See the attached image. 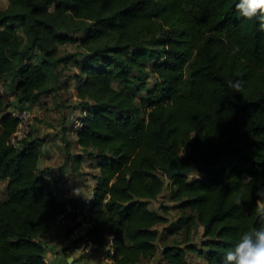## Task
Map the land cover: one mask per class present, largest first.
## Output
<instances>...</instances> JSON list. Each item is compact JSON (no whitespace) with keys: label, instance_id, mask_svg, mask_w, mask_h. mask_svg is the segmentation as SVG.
<instances>
[{"label":"trees","instance_id":"16d2710c","mask_svg":"<svg viewBox=\"0 0 264 264\" xmlns=\"http://www.w3.org/2000/svg\"><path fill=\"white\" fill-rule=\"evenodd\" d=\"M8 2L0 10V79L13 89L0 87V182L7 181L0 264H47L45 239L66 212L39 168L40 140L30 134L16 147L11 138L19 123L14 112L59 89L63 67L72 64L85 116L82 152L68 158L76 167L91 158L100 170L83 215L89 245L111 238L113 264H140L158 252L162 264H193L188 253L223 264L240 233L264 223L255 212L264 188L258 23L239 17L237 0ZM76 43L82 51L61 52ZM237 81L241 92L229 86ZM146 91L139 105L136 93ZM169 167L195 171L169 181ZM166 191L182 211L173 230L159 229L169 223L166 209H150ZM199 226L201 246L191 242ZM178 233L183 240L159 248Z\"/></svg>","mask_w":264,"mask_h":264},{"label":"crops","instance_id":"0c3cea01","mask_svg":"<svg viewBox=\"0 0 264 264\" xmlns=\"http://www.w3.org/2000/svg\"><path fill=\"white\" fill-rule=\"evenodd\" d=\"M7 7L8 0H0V10L6 9ZM68 82L69 84L73 82L75 85L76 79L72 78ZM2 86L4 85L0 79V87ZM2 88L6 93H10L11 91H13L12 87L9 85ZM75 92L76 91L73 90V93ZM48 96L51 95L46 94L38 102L27 103L24 106L37 115L38 110H41V112L44 111L45 103L48 100L44 97ZM76 98L78 100L77 94L75 99ZM11 99H13V97H11ZM14 110H16V107L11 108L9 112L13 113ZM83 115L84 111L81 106L79 108H76L75 110L72 109L70 116L65 117V121L63 122V132L65 134L61 135L62 137L64 136L65 139H68V136H71V138L69 139H71L75 143L78 149H80V152L82 150L78 143V132L80 129H74V124L78 120V118L82 117ZM1 116L2 114H0V117ZM67 128L69 129V131L67 130ZM54 133L57 134V132ZM54 137L55 135H51V138ZM66 143L67 144L65 149L70 150L69 147L71 146V143L68 141ZM42 152L43 156L39 168L44 173V177L52 186L58 203L66 206V212L61 215L64 219V222L60 225L56 224L55 222L51 224L49 234L45 239V260L47 264H68V258L74 252H76L75 256L77 257V259L74 261V264H113V262H111L109 259L110 252H112L114 249L111 238H109L105 245L92 248L91 245H89V243L87 242L88 227L83 221V215L86 214L91 200L94 196L96 182L94 178L91 177L89 178L90 181H86L87 176L82 174L83 170L81 169V167L86 158L81 163L80 168H70L66 165L64 167L57 168V166L54 165V159L52 162H49L48 160L49 157H53L54 154H47L43 145ZM72 153L73 152L71 151L66 154L65 162L67 163V165L71 164L72 166H74L73 160H70V158H68V156H72ZM75 155L77 154L75 153ZM75 155H73V157ZM99 173L100 170L98 168H95L93 175L91 176L94 177ZM0 183L5 184L7 187V181H1Z\"/></svg>","mask_w":264,"mask_h":264},{"label":"rangeland","instance_id":"374dc122","mask_svg":"<svg viewBox=\"0 0 264 264\" xmlns=\"http://www.w3.org/2000/svg\"><path fill=\"white\" fill-rule=\"evenodd\" d=\"M60 49L62 53L78 52L83 50L79 45V43L61 45ZM74 73L78 74L79 70L73 64L70 66L63 67V72H61V74L63 75V79L60 88L53 91L52 94L50 93L49 95L51 96L44 97L48 100L45 103L43 112H41V110H38L36 115V113H33L28 109V113H30V119H31V129H32L31 134H33L31 138L39 139L40 142H42V145L44 146L47 154L49 153L54 154L53 157H49L48 160L49 162H52L54 159V165H56L57 168L64 167L65 165L69 166L70 168L81 167V164L80 167H76V165L75 166H72L71 164L67 165V163L65 162L66 154H68V152L72 151L73 152L72 156H73L75 155V153L76 154L81 153L82 150L80 152V149H78L75 143L71 139H69L71 138V136H68V139H65L64 136L63 137L61 136L62 134H65L63 132V126H64L63 122L65 121V117L70 116L72 109L75 110L76 108L80 107V100L78 95H77L78 100L77 98L75 99L77 94V82L74 85L73 82L69 84V82L67 81L68 79L71 80L73 78ZM191 82L192 81L190 78V70L188 67L187 78L185 79L182 85V93L187 94L189 92L191 87ZM154 84H155V77L152 76L149 80V87L152 88ZM116 86L117 85H115V87ZM73 90L76 92L73 93ZM136 96L139 105H143L144 101L149 98L148 91L139 92V93L137 92ZM83 116H85V113ZM78 119L82 120L81 117ZM74 129H79L76 127V122L74 124ZM67 130L69 131L68 128ZM54 132H57V134ZM51 135H55V137L51 138ZM67 141L71 143V146L69 147L70 150L65 149ZM95 168H96L95 161L91 158L86 157L85 162L81 167V169L83 170L82 174L87 176L86 181H90L89 179L90 177L93 178V176L91 175H93ZM199 175L200 173L196 172L193 176H191V180H195L196 178L194 179V176H199ZM5 199H6V185L0 183V201H3ZM150 209L152 210L157 209L160 212H163V209H166L167 211L169 223L166 224L165 226H160L159 227L160 230H163L164 228L167 229L169 228V230H173V228L177 227L178 219L182 216V211L179 208L178 203L172 202L169 199L168 191H166L164 197L160 198L156 202H153L150 205ZM63 222L64 219L62 218L60 224ZM203 233H204L203 228L199 226V228L195 231L191 242L197 246H201V243L204 240ZM183 239H184V235L181 233L171 234L167 238L164 244H159V248H161L160 245H173L176 242V240H183ZM187 259L190 263L193 264H205L204 259L198 257L196 254L188 253ZM162 263L163 260L160 252H158L157 256L154 259H148L142 262V264H162Z\"/></svg>","mask_w":264,"mask_h":264},{"label":"clouds","instance_id":"9594fccd","mask_svg":"<svg viewBox=\"0 0 264 264\" xmlns=\"http://www.w3.org/2000/svg\"><path fill=\"white\" fill-rule=\"evenodd\" d=\"M235 8L239 17L246 21H256L258 30L264 32V0H237ZM229 86L236 92L242 91L239 81L234 84L230 82ZM256 196L258 199L255 212L264 220V188H260ZM236 202L241 203L239 199ZM75 253L69 256L68 264H74L77 259ZM223 264H264V223L242 231L232 247L224 253Z\"/></svg>","mask_w":264,"mask_h":264},{"label":"built area","instance_id":"2783aa9c","mask_svg":"<svg viewBox=\"0 0 264 264\" xmlns=\"http://www.w3.org/2000/svg\"><path fill=\"white\" fill-rule=\"evenodd\" d=\"M14 116L18 119V127L17 130L15 132V134L12 136L11 138V143L13 145H15L16 147H20L21 146V142L26 139L30 134H31V119H30V113H28L27 109H17L14 112ZM83 126L82 120L78 119L76 121V127L77 128H81ZM62 221V216H59L56 220V224H60V222ZM88 229L91 228V224L86 223ZM92 247H97L96 245H91ZM113 251L110 252V256L109 259L111 260V255H112Z\"/></svg>","mask_w":264,"mask_h":264},{"label":"water","instance_id":"95a60500","mask_svg":"<svg viewBox=\"0 0 264 264\" xmlns=\"http://www.w3.org/2000/svg\"><path fill=\"white\" fill-rule=\"evenodd\" d=\"M195 169H188L186 171H173L171 167L168 168L167 172V180L172 181L175 176L181 175H189L190 173L194 172Z\"/></svg>","mask_w":264,"mask_h":264}]
</instances>
